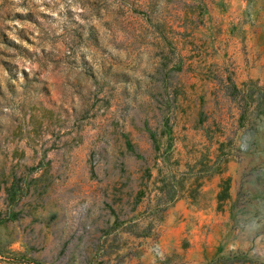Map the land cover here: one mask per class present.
I'll return each instance as SVG.
<instances>
[{
    "label": "rangeland",
    "instance_id": "obj_1",
    "mask_svg": "<svg viewBox=\"0 0 264 264\" xmlns=\"http://www.w3.org/2000/svg\"><path fill=\"white\" fill-rule=\"evenodd\" d=\"M258 87L264 0H0V264H264Z\"/></svg>",
    "mask_w": 264,
    "mask_h": 264
},
{
    "label": "trees",
    "instance_id": "obj_2",
    "mask_svg": "<svg viewBox=\"0 0 264 264\" xmlns=\"http://www.w3.org/2000/svg\"><path fill=\"white\" fill-rule=\"evenodd\" d=\"M227 81H228L227 83H230L228 76H227ZM234 87L235 86L231 84L230 88L234 89ZM251 93L253 94L255 93V95L252 94V97H251V100L254 102L251 111H253L254 114L256 115L259 114L260 119H264V90L258 87L257 89L251 91ZM162 124L166 125L167 121L165 119H162L161 125ZM144 170H147L146 167H144L141 170L142 173H140L138 177L139 180L136 183L135 189L131 188L130 190L125 191L126 200L129 202V204H131L129 209H133L134 206L137 204V202H139L142 199L143 193L145 191L144 187L146 186L145 182L142 183V177H143ZM23 177L24 176L22 175V172H19L18 174H16L12 171H4L3 169L0 170V188L2 189L3 194L9 200H12V201L16 200L26 189V187H23L22 184H26L25 186H27V183H29V181L27 179L23 180ZM159 192L160 191H158V193L155 192L153 195L156 201L159 200L161 197H163L164 199L172 197V192H170L169 189H166L164 193H159ZM114 216H115L114 220H116L117 215L115 214Z\"/></svg>",
    "mask_w": 264,
    "mask_h": 264
},
{
    "label": "water",
    "instance_id": "obj_3",
    "mask_svg": "<svg viewBox=\"0 0 264 264\" xmlns=\"http://www.w3.org/2000/svg\"><path fill=\"white\" fill-rule=\"evenodd\" d=\"M130 150L133 151L134 150V147L130 146ZM120 162H122V161H120Z\"/></svg>",
    "mask_w": 264,
    "mask_h": 264
}]
</instances>
